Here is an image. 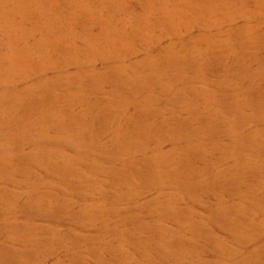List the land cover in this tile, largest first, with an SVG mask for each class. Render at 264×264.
<instances>
[{
  "label": "rangeland",
  "instance_id": "1",
  "mask_svg": "<svg viewBox=\"0 0 264 264\" xmlns=\"http://www.w3.org/2000/svg\"><path fill=\"white\" fill-rule=\"evenodd\" d=\"M0 221V264H264V0H0Z\"/></svg>",
  "mask_w": 264,
  "mask_h": 264
},
{
  "label": "bare ground",
  "instance_id": "2",
  "mask_svg": "<svg viewBox=\"0 0 264 264\" xmlns=\"http://www.w3.org/2000/svg\"><path fill=\"white\" fill-rule=\"evenodd\" d=\"M142 163H144V162H142ZM146 166V165H145ZM157 176V175H156ZM142 180V179H141ZM14 220V219H13ZM9 221V220H8ZM1 222V221H0ZM106 249V248H105Z\"/></svg>",
  "mask_w": 264,
  "mask_h": 264
}]
</instances>
